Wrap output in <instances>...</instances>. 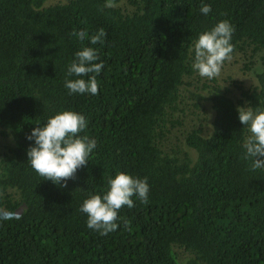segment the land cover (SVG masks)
<instances>
[{
    "label": "trees",
    "instance_id": "obj_1",
    "mask_svg": "<svg viewBox=\"0 0 264 264\" xmlns=\"http://www.w3.org/2000/svg\"><path fill=\"white\" fill-rule=\"evenodd\" d=\"M204 3L208 15L201 0H0V213L12 216L0 219V264H264V167L245 158L237 113L264 107V0ZM220 20L234 26L231 57L260 64L254 85L192 70L193 40ZM100 28L103 44L71 35ZM84 46L104 62L96 95L64 87ZM65 109L97 145L59 186L27 163L26 137ZM117 171L146 177L148 200L133 197L100 235L79 208Z\"/></svg>",
    "mask_w": 264,
    "mask_h": 264
},
{
    "label": "clouds",
    "instance_id": "obj_2",
    "mask_svg": "<svg viewBox=\"0 0 264 264\" xmlns=\"http://www.w3.org/2000/svg\"><path fill=\"white\" fill-rule=\"evenodd\" d=\"M199 10L208 15L211 4L201 0ZM233 31L234 26L228 20H220L210 29L197 34L192 42L191 68L200 77L215 78L224 61L231 59ZM71 35L81 42L88 40L91 45H96L104 43L106 32L103 28L92 34L85 29H74ZM73 55L66 69L64 87L69 94H98L96 75L104 67L98 49L84 46ZM237 113L246 131L242 142L245 158L251 159L252 168L264 167V107L251 104L237 106ZM36 125L26 137L30 141L26 152L27 163L44 180L66 186L67 180L74 176L77 169L89 162L88 157L97 145L96 139L80 135L88 126L87 119L82 113L65 109L47 117L42 125ZM149 188L146 177L117 171L107 178V190L102 193L90 192L79 211L86 214L89 229L107 235L119 227L117 218L121 207L133 208V197L147 202ZM11 218V213H0V219Z\"/></svg>",
    "mask_w": 264,
    "mask_h": 264
},
{
    "label": "rangeland",
    "instance_id": "obj_3",
    "mask_svg": "<svg viewBox=\"0 0 264 264\" xmlns=\"http://www.w3.org/2000/svg\"><path fill=\"white\" fill-rule=\"evenodd\" d=\"M59 1L62 0H51V3L53 4ZM246 62H248V60L244 55H236L234 57H231V59L225 60L221 67L219 75L215 77L218 80V84L233 91H236L235 88H237V86L239 85H254L256 83L255 74L256 72L260 71L261 66L260 64H258L252 71H249L244 69V65ZM204 79L207 80V78ZM208 82L211 81L209 80ZM204 105H206L209 110V121L211 122L213 116L210 103L206 102ZM207 124L209 125V122Z\"/></svg>",
    "mask_w": 264,
    "mask_h": 264
}]
</instances>
